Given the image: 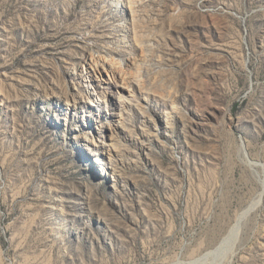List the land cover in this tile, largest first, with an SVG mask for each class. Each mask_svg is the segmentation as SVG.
Returning <instances> with one entry per match:
<instances>
[{"label":"rangeland","instance_id":"1","mask_svg":"<svg viewBox=\"0 0 264 264\" xmlns=\"http://www.w3.org/2000/svg\"><path fill=\"white\" fill-rule=\"evenodd\" d=\"M0 264H264V0H0Z\"/></svg>","mask_w":264,"mask_h":264},{"label":"bare ground","instance_id":"2","mask_svg":"<svg viewBox=\"0 0 264 264\" xmlns=\"http://www.w3.org/2000/svg\"><path fill=\"white\" fill-rule=\"evenodd\" d=\"M253 207V206H252ZM253 211V210H252ZM216 251V250H215ZM215 263V262H214Z\"/></svg>","mask_w":264,"mask_h":264}]
</instances>
